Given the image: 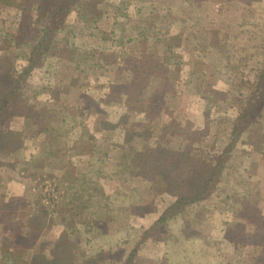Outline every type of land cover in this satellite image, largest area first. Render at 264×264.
Here are the masks:
<instances>
[{"label":"rangeland","instance_id":"374dc122","mask_svg":"<svg viewBox=\"0 0 264 264\" xmlns=\"http://www.w3.org/2000/svg\"><path fill=\"white\" fill-rule=\"evenodd\" d=\"M151 1L183 18L160 22L161 27L182 38L180 45L174 43L176 56L168 61L163 59L167 47L154 38L137 52L131 45L121 44L138 20L135 6L129 8L127 16L116 17L121 0L97 1L98 6L93 0H75L68 23L51 35L53 50L46 63L21 81L24 99L37 109L52 112L43 113L52 128L62 115L69 117L70 129L63 136L53 130L46 149V135L32 134L33 127L21 118L11 117L2 128L7 138L11 136L8 130L13 135L24 132V141L12 146L13 151L0 148L1 199L16 196L5 192L15 183L24 186L25 195L14 197L18 199L15 210H6L7 214L15 211L13 220L7 214L0 219V264H29L34 256L41 257L39 264H88L87 259L96 255L100 245L107 253L94 264H124L125 256L135 248L132 264H264V94L259 98L258 119L245 121L240 135L229 136L231 120L251 93L258 69L252 63L248 66L228 58L226 52L228 40L233 42L244 28L251 38H236L238 47L254 41L255 32V43L264 45V0H146V6ZM15 2L18 0H0V12L10 14L6 20L9 28L17 18ZM78 14L88 20L76 22ZM111 31L114 41L106 39ZM66 40L82 51H94L96 61H103L108 54L121 60L129 51L140 58L144 66L140 72L149 67L146 71L150 73L120 90L130 81L125 76L128 71L115 69L111 78L116 77L118 85L108 89L107 72L100 70V81L95 82L91 71L74 69L72 63L67 69L68 63L59 61L58 48ZM210 44L216 48L209 55L199 52L200 47ZM14 46L19 55L30 51L23 41ZM231 60L237 65L235 88L216 72L228 70ZM17 63L21 68L26 60L20 56ZM159 64H168L169 76L158 75L162 69ZM193 72L194 83L189 86ZM204 72L202 80L198 79ZM231 88L237 93L234 104L227 96ZM77 106L83 107L85 115L79 114ZM78 116L83 118L81 126H77ZM104 122L112 128H104ZM191 130L193 134L186 136ZM189 148L193 150L190 161L204 179L198 178L195 182L200 183L187 188L182 185L183 176L175 182L173 168L187 157ZM227 148L233 150L231 155L218 165L217 152ZM169 151L179 155L173 165H164ZM106 153L109 156L101 166L99 160ZM33 154L38 157L32 158ZM121 159L127 164L120 169L116 160ZM92 160L98 164L90 169ZM154 160L160 171L156 170L154 178H146L144 172L151 171ZM68 162L72 169L66 168ZM215 167L212 195L192 199L196 195L190 190L192 186L208 181ZM96 185L100 190L88 198L86 194ZM80 190L88 203L104 194L108 198L103 199L112 205L85 209L89 215L81 221L82 216L75 213ZM181 195H186L185 200L178 202ZM246 199L252 216L249 220L241 215ZM162 217L164 220L156 224ZM29 219H33V228ZM13 233L17 238H12ZM85 237L93 242L88 244ZM233 239H238L237 246Z\"/></svg>","mask_w":264,"mask_h":264},{"label":"trees","instance_id":"16d2710c","mask_svg":"<svg viewBox=\"0 0 264 264\" xmlns=\"http://www.w3.org/2000/svg\"><path fill=\"white\" fill-rule=\"evenodd\" d=\"M96 2V5L98 6L97 1H103V0H93ZM146 0H121V4L119 7L116 8L118 15L116 17L120 16H127L129 12V8L133 5L136 8V14H137V22L132 25L131 30H130V35L128 38L124 40L121 44H128V46L131 45L132 50L138 51V48L142 46L145 41H149V39L154 38L157 43L163 44L164 47L166 46V53H164L163 59H166L167 61L170 59L172 56H176V53L173 51L174 48V43L176 44H181V36L173 34L172 30L170 28H163L161 27L160 22H177V21H183V18H179L178 13L177 17L175 16V12L171 10L170 8H165V6L159 5L156 2L151 1L148 3V6H146ZM33 6L35 8H33ZM13 8L17 12V18H15V21H12V24H15L9 28L6 24V20L8 19L10 14H6L5 12H0V148L3 150H11L13 151L14 149H11L12 146H20L22 142L24 141L23 134L24 132L20 131L13 135V133L7 132L8 135H11L9 138L6 136L3 137V132L2 128L6 127L5 124H7L8 120L11 117L15 118H21L24 122V124H27L28 126L33 127L32 129V134H45L46 135V141L45 144L47 145L48 142L52 141L54 136L53 130H55L57 134H60L63 136L64 134L68 133L70 127L68 126L69 124V117L65 116L63 117L61 115V121L57 123V125L51 127V123L48 124L46 121V118H44V114L47 113H52L49 110L45 109H37L32 104L28 102L27 99H24V95L21 89V81L23 78H26L32 72L39 66V65H44L46 62V59L50 56V51L53 50L51 46V35L57 30H59L64 24L68 23V17L74 12L75 10V0H57L51 2V0H18V2H15L13 4ZM93 12V9H91ZM108 13V11H106ZM99 13H95L97 15ZM159 14V15H158ZM176 17V18H175ZM88 20V17L83 14H78L76 18V22H86ZM195 20L196 24H199V20ZM242 27H247L245 25H241ZM255 29V27H253ZM253 33V32H252ZM114 34V32H110L109 37L106 39H109L108 41H114L113 37H111ZM251 33L247 31V29H243L241 34L237 37H233V42L228 40L226 46L228 52V58H233L234 60H237L241 63H246V65L253 66L255 65L258 69V74L255 78V81L252 84L251 93L245 100V104L240 107L241 111L239 110L238 115L233 118L231 121H233V125L231 130L228 132V135L233 137L235 135H240L242 133L241 126L245 121L248 120H255L258 113L261 111L259 108V98L263 96L264 94V45L263 44H256L257 40V33L255 32V36H253V40L251 43L249 41V44H246L245 47H238V43L235 42L236 38L240 41L243 38H251ZM187 39V38H185ZM184 39V40H185ZM174 40H176L174 42ZM21 41L24 42V44H28V49H30L29 53L27 52L23 55H19V53L16 52L15 50V44L20 43ZM60 46L58 49L60 51V57L59 61H65L68 63L67 69H70L71 63L76 65L74 69H79L82 72H88L91 71L90 77H93V81H98V72L100 70H103V72H108L110 67H114L119 69L120 71L123 70H128L133 72V79L136 78H142L145 75H149L150 72L146 71L149 70V67H145V72L141 73L140 71L143 70L144 66L141 64L140 58H137L132 55L131 52H126L122 56L123 59L117 60V56L115 54H108V56L104 55L103 61H96L93 60L95 57L94 51H82L80 50L76 45L70 43L69 41H64L60 43ZM147 45V44H146ZM210 46V47H209ZM207 47V48H206ZM213 48H216L214 44L210 45H205L200 47L199 52H203L202 54L209 55ZM139 53V52H138ZM175 54V55H174ZM20 56H25L28 58V62L25 66H22L19 68L17 61L19 60ZM236 56V57H235ZM235 57V58H234ZM121 61L124 62L123 65H121ZM229 69L228 70H223L220 71L217 69L216 72L219 71V77L223 79L228 85H233L235 88V75L234 73L236 72V64L234 63L233 60L229 62ZM252 63V64H251ZM232 64V66H231ZM121 65V67L119 66ZM168 65V64H167ZM166 64H159V66L162 68L158 75H161L163 73H166L163 77H166V75L169 76L170 69ZM119 66V68H118ZM231 66V69H230ZM153 73V72H152ZM140 74V76H139ZM154 74V73H153ZM205 74L202 73L198 79L203 78V75ZM195 78V74L190 73L189 79H188V84L189 86L193 85V81ZM92 78H90L91 80ZM197 79V83H199L200 80ZM141 80V79H140ZM134 81V80H133ZM161 79L159 80V82ZM91 85V84H89ZM232 87V86H231ZM127 88L126 86H121V89ZM154 93V90H153ZM228 101L231 104H234V98L237 97V93L232 90H228ZM152 95V94H151ZM233 95V96H232ZM240 97V95H239ZM26 98V97H25ZM63 106V104H62ZM83 110V107H80ZM64 110V108H63ZM81 110V111H82ZM56 112V111H55ZM53 112V113H55ZM258 119V118H257ZM256 119V120H257ZM76 121V120H75ZM56 126H60L59 129ZM104 128H112L109 123L104 122L103 124ZM125 128V126H123ZM50 134H52L50 136ZM189 134H193V131L191 130L186 136ZM236 137V136H235ZM125 139V138H124ZM126 141V139H125ZM124 143H127L125 142ZM232 145V144H231ZM14 147V148H16ZM49 147V144L46 146V149ZM161 148V147H160ZM162 149H158L160 152ZM193 150L190 148L187 149V157L184 158L183 161H179L175 163L173 170L176 172L174 175H176L175 182L177 181V177L183 176L182 180V185L185 187H189V184L194 183H200V181H197L199 178L201 180L204 179L203 174H201V171H198L194 168V166L191 163V158ZM232 149H225L222 152H217L218 159L219 161L217 162L218 165H222L225 163V157L230 156ZM51 151L49 150V153ZM169 151L167 154L168 157L163 159V163H169V165H173L175 162V157L179 155V152H171ZM213 158V154H211ZM50 156V154L48 155ZM109 156L108 153H106L103 158L99 160V163H101V166L104 164V159ZM15 158L14 156H11ZM123 157V156H121ZM98 158V159H99ZM171 158V159H170ZM211 158V159H212ZM97 159V160H98ZM170 159V160H169ZM173 159V160H172ZM186 159V160H185ZM118 162V167L121 169L124 165L127 164L126 160H116ZM98 163L95 160H92L89 162V168L92 169L93 165L96 166ZM118 172L120 171L119 168ZM148 170V169H147ZM145 170V171H147ZM159 173V169L155 168V160L152 162V169L151 171H148L145 173L146 178H154V176L157 175L156 173ZM159 170V171H158ZM217 167L214 168L212 177L206 181L205 183L198 184L196 186H192L190 190H195L196 195L192 197V199H200V198H208L212 195L213 190L211 189L214 185L215 181V176ZM100 172V171H99ZM204 172V171H203ZM212 173V172H211ZM144 176V177H145ZM171 179V177H169ZM190 179V180H189ZM172 182V181H170ZM188 183V184H187ZM188 185V186H187ZM3 188V187H2ZM88 190L87 188H85ZM100 190V186L96 185L92 189V193L86 194L88 198L92 197L93 194L96 193V191ZM83 190L78 191V203L76 205V216H82L79 219L83 221L87 215L85 209H88L91 207H96L99 206H105L109 208V205H112V202H107L103 198H108L104 194H100L98 196V199L91 200L90 203H88L87 198L85 195L82 193ZM195 194V193H194ZM251 192L247 193L245 195V198L250 197ZM2 193L0 192V219L3 218L7 214V208H13L14 210L16 209L15 207L17 206V198L13 199H8L6 200L5 198L2 200L1 196ZM256 196V199L259 198V194H254ZM186 195H181L179 196L180 200H177L178 202H182L183 199L185 200ZM77 199V198H76ZM248 199V198H247ZM245 200L243 202L245 204L244 206V211L242 216L246 217V219H252V216L250 215V207L246 204L248 200ZM256 202V201H255ZM174 206V205H173ZM171 206V207H173ZM132 207H133V202H132ZM12 210V209H11ZM237 211V210H236ZM236 211L234 213H236ZM239 211V210H238ZM91 212V211H90ZM167 213V212H166ZM240 213V212H238ZM8 215V218H11L12 220L15 217V211L11 212ZM6 215V216H7ZM5 216V217H6ZM70 216H67V220H71L69 218ZM102 217V216H100ZM100 219V218H99ZM99 219H95V221H99ZM89 220V218H88ZM91 220V219H90ZM164 220V217H162L156 224L161 223ZM74 221V220H72ZM33 219H29V223L31 227L33 228L32 225ZM73 224V222H72ZM71 224V225H72ZM73 226V225H72ZM75 226V225H74ZM77 227V226H76ZM74 227V229L76 228ZM151 229V228H150ZM91 233L95 230V228H90ZM147 231H150L149 229ZM144 234V236L147 234ZM238 233V231H237ZM236 233V234H237ZM15 235V233H13ZM63 237H65V234L68 233H63ZM72 235V233H70ZM69 236V235H67ZM17 238V235L13 236L12 238ZM94 237V236H93ZM88 244H91L93 242V239L86 238ZM236 242L237 246V241L238 239H233ZM12 249L15 247V245H11ZM63 246V244H60V247ZM60 253H63L61 250L59 251ZM137 248L129 251V253L125 256V262L124 264H132L134 261V258L136 256ZM96 255L88 258L87 262L94 264L95 260H97L99 257H101L103 254L107 253V250L103 246H99L98 249L96 250ZM40 258L39 256H34L30 258L29 264H39L40 263ZM31 262V263H30ZM39 262V263H38ZM88 263V264H89ZM173 264H183L182 262H177ZM255 264V263H253Z\"/></svg>","mask_w":264,"mask_h":264},{"label":"crops","instance_id":"0c3cea01","mask_svg":"<svg viewBox=\"0 0 264 264\" xmlns=\"http://www.w3.org/2000/svg\"><path fill=\"white\" fill-rule=\"evenodd\" d=\"M134 10V14H136V9L134 8L133 9ZM179 29H180V27H178ZM144 44L146 43V41L145 42H143ZM111 46H112V44H110ZM24 57V59L26 60V63L23 65V66H25L26 64H27V62H28V58L27 57H25V56H23ZM119 59V58H118ZM117 59V60H118ZM120 60V59H119ZM46 63V62H45ZM43 67V66H42ZM37 69V68H36ZM34 70V72H36L37 70ZM115 69H117V68H114V67H110L109 68V71L106 73V74H108L109 75V78H108V83H107V88L108 89H111L114 85L115 86H117L118 84V82H117V79H116V77H114V79H112L111 77H112V73L114 72V70ZM126 71H128V70H126ZM126 77H128V79L130 80L129 82H127L125 85H127V84H129V83H132V81H133V74H131V71H128V73H126V75H125ZM100 81V77H98V81L97 82H99ZM108 93H110V92H108ZM63 103H61L60 104V106L62 105ZM80 107H82V106H77L76 107V109L78 110V111H80V113L79 114H81V116H83V115H85V114H83V110L80 108ZM82 110V111H81ZM80 116H78L77 117V122H78V124H77V126H81V124H83V118H81L80 117V119H78ZM117 124V122L115 123V125ZM32 158H37L38 157V155H36V154H33L32 156H31ZM19 159V158H18ZM72 165L73 164H71V163H67V165H66V168H70V169H72ZM68 170V169H67ZM23 185H20L19 183L17 184V183H15L13 186H11L8 190H6L5 192H6V194H8V196H10V195H16V196H10L11 198H13V199H15L14 197H17V196H24L25 194V188H24V186L22 187ZM3 189V188H2ZM1 189V190H2ZM2 193V192H1ZM9 198V197H8ZM65 230V227H64V229H63V231Z\"/></svg>","mask_w":264,"mask_h":264}]
</instances>
